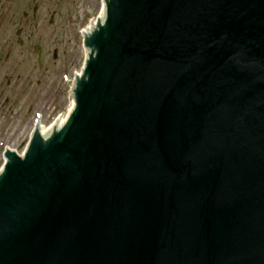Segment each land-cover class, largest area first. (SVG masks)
Listing matches in <instances>:
<instances>
[{"label":"water","instance_id":"obj_1","mask_svg":"<svg viewBox=\"0 0 264 264\" xmlns=\"http://www.w3.org/2000/svg\"><path fill=\"white\" fill-rule=\"evenodd\" d=\"M103 2L69 116L4 148L0 264H264V0Z\"/></svg>","mask_w":264,"mask_h":264},{"label":"rangeland","instance_id":"obj_2","mask_svg":"<svg viewBox=\"0 0 264 264\" xmlns=\"http://www.w3.org/2000/svg\"><path fill=\"white\" fill-rule=\"evenodd\" d=\"M101 12L102 0H0V169L4 148L24 152L37 120L50 127L68 114L85 58L80 33Z\"/></svg>","mask_w":264,"mask_h":264},{"label":"bare ground","instance_id":"obj_3","mask_svg":"<svg viewBox=\"0 0 264 264\" xmlns=\"http://www.w3.org/2000/svg\"><path fill=\"white\" fill-rule=\"evenodd\" d=\"M102 6H103V4H102ZM103 15H104V9H102V12H101V14H100L99 17L102 18ZM94 21H96V20H93V21L91 22V24L88 25V26L83 30L84 33L88 31V29L91 27V25L94 23ZM64 121H65V117H64V118H60V119L58 120L57 124H55V125L57 126V125H59V124H62ZM50 128H51V127L41 126V128H40V130H41V134H43L44 136H46V134L48 135V134L52 131V128H51V130H50ZM49 130H50V131H49ZM9 149H10V151L13 150L12 148H9ZM13 151H14V150H13ZM13 151H12V152H13Z\"/></svg>","mask_w":264,"mask_h":264},{"label":"flooded vegetation","instance_id":"obj_4","mask_svg":"<svg viewBox=\"0 0 264 264\" xmlns=\"http://www.w3.org/2000/svg\"><path fill=\"white\" fill-rule=\"evenodd\" d=\"M10 58V54L7 56V59H9Z\"/></svg>","mask_w":264,"mask_h":264}]
</instances>
